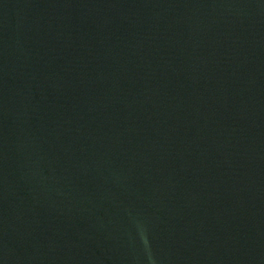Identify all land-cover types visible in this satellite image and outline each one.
<instances>
[{
	"label": "water",
	"instance_id": "1",
	"mask_svg": "<svg viewBox=\"0 0 264 264\" xmlns=\"http://www.w3.org/2000/svg\"><path fill=\"white\" fill-rule=\"evenodd\" d=\"M0 264H264V0H0Z\"/></svg>",
	"mask_w": 264,
	"mask_h": 264
}]
</instances>
